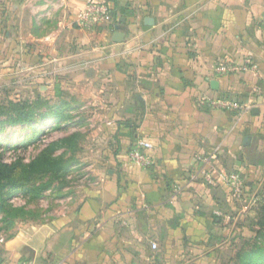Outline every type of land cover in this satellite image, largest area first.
<instances>
[{"label":"crops","instance_id":"0c3cea01","mask_svg":"<svg viewBox=\"0 0 264 264\" xmlns=\"http://www.w3.org/2000/svg\"><path fill=\"white\" fill-rule=\"evenodd\" d=\"M85 4L0 0V73L74 91L106 131L94 182L71 210L0 237V264L217 262L224 217L243 210L219 173L241 172L246 191L264 181V0H113L94 29L79 24ZM225 62L236 70L220 75ZM224 97L249 110L210 103ZM138 139L149 168L128 157ZM214 150L215 183L192 179Z\"/></svg>","mask_w":264,"mask_h":264},{"label":"rangeland","instance_id":"374dc122","mask_svg":"<svg viewBox=\"0 0 264 264\" xmlns=\"http://www.w3.org/2000/svg\"><path fill=\"white\" fill-rule=\"evenodd\" d=\"M19 78L17 73H0V237L71 210L80 187L95 180L92 162L106 133L98 105L80 101L74 91L68 95L45 83L29 86ZM28 112L36 118L14 122ZM64 137L73 138V147L61 145L49 151L51 142ZM48 151L55 167L40 170L47 162L34 161ZM263 182L238 201L243 210L224 217L227 224H222L223 233L214 241L220 248L213 264H240L241 259L249 263L264 255Z\"/></svg>","mask_w":264,"mask_h":264},{"label":"built area","instance_id":"2783aa9c","mask_svg":"<svg viewBox=\"0 0 264 264\" xmlns=\"http://www.w3.org/2000/svg\"><path fill=\"white\" fill-rule=\"evenodd\" d=\"M111 16L112 6L109 0H86L85 7L79 14V24L85 29H94L102 22L109 20ZM245 67L255 69L257 65L252 60H248ZM234 70H236L235 66L227 64L226 62L218 67V73L220 75L231 74ZM210 103L213 106L234 111L239 117L243 116V114L249 110L248 105L225 97L210 100ZM152 148L153 144L151 141L147 139H138L130 148L128 157L136 166L149 168L154 164V159L151 154ZM217 151L218 150H214L204 159L206 164H204L199 171H196L193 174L192 179L197 180L203 177L208 183H215V169L210 164L213 159L217 158ZM219 178L227 183L235 201H242L244 199L246 186L241 172H221L219 173ZM217 213L222 215L220 211ZM152 245L154 249L158 248V244L156 242H153Z\"/></svg>","mask_w":264,"mask_h":264},{"label":"trees","instance_id":"16d2710c","mask_svg":"<svg viewBox=\"0 0 264 264\" xmlns=\"http://www.w3.org/2000/svg\"><path fill=\"white\" fill-rule=\"evenodd\" d=\"M109 1H110V3L113 4V0H109ZM112 4H111L112 10H114L115 8H114V6ZM35 118H36V114L34 112H28L25 115L19 116L18 119L14 120V122H17V121L26 122V121H31V120H33ZM72 140H73V138L70 139V137H64V138H60V139H58L56 141H53L48 146L49 147V151H52V150H54L55 148H57V147H59L61 145H68V146L73 147V141ZM49 151L48 152H44L38 159H36L34 161V162H36V161H39L40 159H42V162H47V165L44 166L40 170L54 169V167H55L54 164H53L54 161H53L52 156L50 155ZM12 166H13V168H15L16 164L12 165ZM1 177H3V174L0 171V178ZM247 261L241 259L239 263L240 264H264V255L261 254V255L255 257L254 259L250 260L249 263H245Z\"/></svg>","mask_w":264,"mask_h":264},{"label":"water","instance_id":"95a60500","mask_svg":"<svg viewBox=\"0 0 264 264\" xmlns=\"http://www.w3.org/2000/svg\"><path fill=\"white\" fill-rule=\"evenodd\" d=\"M112 14H113V13H112ZM122 21H125L124 18H122ZM146 23H147V24H152V23H153V19L150 18V17H147V18H146ZM123 28H124V27H122L121 25L118 26V30L115 32V37H114V39H115L116 41H121L122 38L124 37ZM216 84H217V82L214 81V82H213V85H216Z\"/></svg>","mask_w":264,"mask_h":264}]
</instances>
